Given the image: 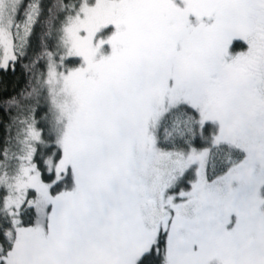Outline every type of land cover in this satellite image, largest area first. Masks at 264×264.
<instances>
[{
    "label": "snow or ice",
    "instance_id": "obj_1",
    "mask_svg": "<svg viewBox=\"0 0 264 264\" xmlns=\"http://www.w3.org/2000/svg\"><path fill=\"white\" fill-rule=\"evenodd\" d=\"M0 264H264V0H0Z\"/></svg>",
    "mask_w": 264,
    "mask_h": 264
}]
</instances>
